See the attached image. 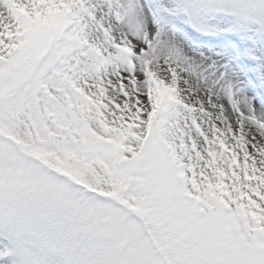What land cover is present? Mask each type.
<instances>
[{
	"label": "snow or ice",
	"instance_id": "snow-or-ice-1",
	"mask_svg": "<svg viewBox=\"0 0 264 264\" xmlns=\"http://www.w3.org/2000/svg\"><path fill=\"white\" fill-rule=\"evenodd\" d=\"M0 264H264V0H0Z\"/></svg>",
	"mask_w": 264,
	"mask_h": 264
}]
</instances>
